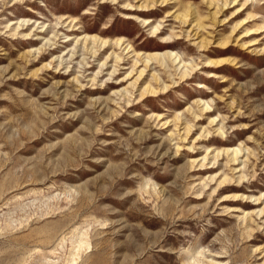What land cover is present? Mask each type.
I'll use <instances>...</instances> for the list:
<instances>
[{
  "label": "rangeland",
  "instance_id": "rangeland-1",
  "mask_svg": "<svg viewBox=\"0 0 264 264\" xmlns=\"http://www.w3.org/2000/svg\"><path fill=\"white\" fill-rule=\"evenodd\" d=\"M0 264H264V0H0Z\"/></svg>",
  "mask_w": 264,
  "mask_h": 264
},
{
  "label": "bare ground",
  "instance_id": "bare-ground-1",
  "mask_svg": "<svg viewBox=\"0 0 264 264\" xmlns=\"http://www.w3.org/2000/svg\"><path fill=\"white\" fill-rule=\"evenodd\" d=\"M63 246V245H62ZM80 247V246H79ZM76 252V251H75Z\"/></svg>",
  "mask_w": 264,
  "mask_h": 264
}]
</instances>
